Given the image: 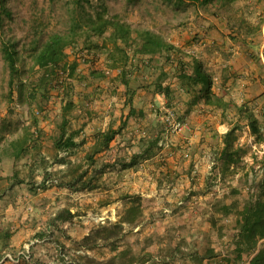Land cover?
<instances>
[{
	"label": "rangeland",
	"instance_id": "rangeland-1",
	"mask_svg": "<svg viewBox=\"0 0 264 264\" xmlns=\"http://www.w3.org/2000/svg\"><path fill=\"white\" fill-rule=\"evenodd\" d=\"M136 2L142 6V13L149 25L165 37L175 27L193 22L192 25L198 29L193 35L194 40L207 42L210 39L211 19H219L225 36L229 37L227 31L232 27L241 28L251 35L254 57L258 56V49L264 42V0H218L209 5H200L192 0H0V6L3 4L11 13L10 17L2 15L0 7V26L4 31L2 34L0 30V43L2 37L18 41L20 77L26 79L27 93L31 92L34 96L26 93L24 102L19 101L18 88L8 84L9 71L0 51V149L25 137L32 143L36 141L38 129L42 128L38 127L40 123L32 124L33 118L49 119L52 114L50 108L35 105L48 106L51 102L50 105L60 110L62 103L66 106L71 102L66 112L69 117L74 115V96L78 97L75 88L82 87L85 82L83 76L86 71L90 72L87 68L98 67L90 59L82 62L79 53L85 49L99 53L100 47L96 45L102 37L81 33L83 28L77 29L75 45L69 44L65 49L64 68L61 67L53 79L49 75L44 85L38 81L42 74L40 68H31L32 48L41 46L52 34H70L75 25H83L89 14L100 10L101 4L107 7L109 17L121 19L116 13L123 17L125 13H135ZM165 15L170 20L168 29H162L160 24V21L167 19ZM75 61V76L71 78L68 73ZM32 105L34 108H31ZM227 114L234 117L231 111ZM176 119L184 122L178 115ZM74 125H67L68 131H72ZM132 126L134 130L138 128V123L129 124L128 128ZM164 126L162 120L153 122L151 127L150 124L144 125L140 139L131 137L123 140L120 135L116 136L109 148L102 151L103 154L94 155L95 162L91 165L85 161V155L92 150L95 138L90 141L86 137L76 136L75 140L83 139L84 144L68 152L56 151L52 144L50 146L51 140L43 150L29 148L27 157L22 159L24 162L19 160L17 163L23 171L20 176L15 175V181H18L16 194L27 197L24 211L29 217L39 219L36 223L41 228L38 233L40 237L17 247L0 246V264L4 261L7 264H33L32 260H38L41 264L43 260L52 264H84L85 257L100 264H114L110 262L111 256L118 255L122 249H130L127 257H137V261L126 264H197V257L206 254L208 249L214 251V256L203 260V264H246L251 255L243 254L239 260L235 258L233 227L237 212L249 196L248 188L253 180L256 183L264 174V143L255 142V137L246 135L244 127L240 125L236 134L243 164H239L233 172H227L225 178L221 179L218 161L215 169H198L194 165L191 147L186 142L189 129L181 134L167 131ZM31 142L29 145H32ZM148 145H152L153 155L147 158L149 160L137 158L133 168L141 169L145 165L141 173H146L149 179L140 176L138 185L130 187L127 169L121 176L125 184L118 186V180L114 182L115 166L127 165L134 155L141 154ZM156 154L158 156L153 157ZM212 156L216 157L215 152ZM68 162L81 163L89 170L86 179L92 171H101L94 178L97 187L83 191L64 187L70 168ZM25 163H28L27 172L22 166ZM159 166L168 169L156 173L158 177H151L148 171ZM185 168L189 170L187 175ZM103 177L111 179L105 181ZM158 181L160 185L153 186ZM170 199L176 200L172 202ZM223 205L230 208L229 211L225 210L226 214L221 211ZM130 207L136 208V220L133 223L121 222L128 216H134V213H127ZM61 209H69L75 216L68 222L56 220L52 223ZM114 224L122 227L117 240L99 241L92 248L82 242L83 237L99 226L109 228ZM39 241L44 246L43 250L31 258L40 249L38 246L33 250L32 243ZM262 242L259 241L258 245ZM114 245L117 247L115 250L112 249ZM138 256L144 258L139 262ZM118 260V264L124 263L123 259Z\"/></svg>",
	"mask_w": 264,
	"mask_h": 264
},
{
	"label": "crops",
	"instance_id": "crops-1",
	"mask_svg": "<svg viewBox=\"0 0 264 264\" xmlns=\"http://www.w3.org/2000/svg\"><path fill=\"white\" fill-rule=\"evenodd\" d=\"M137 3L134 7L135 13H125L124 17L118 13L116 15L133 28L150 29L160 34L180 52L169 51L151 56L134 53V48L128 47L125 50L126 55L121 56L109 39L110 31H107L97 43L100 47V60L96 64L98 67L87 68L90 72L86 71V75L83 76L85 82L82 87L75 88L78 97L74 96V115L69 117L65 111L67 125L74 123L75 127L72 131H78L80 137L92 141L97 133L117 129L123 124L124 127L116 135L117 137L120 135L123 140L131 137L140 139L139 134L144 133L143 126L150 124L151 127L153 122H159L163 107H167L173 109L176 115L188 124L189 137L186 142L191 147L194 165L198 169L205 167L215 169L218 167L217 160L212 155L222 149L223 136L233 125L238 123L244 127L246 135L251 136V134L247 121L234 107L222 113L221 109L206 104L202 98V84H196L192 79L194 65L196 62L201 63L204 70L211 75V90L214 94L223 95L225 102L246 105L261 123L264 122V50L262 51L264 42L258 49V56L254 57L251 35L241 28L232 27L227 31L229 37L225 36L226 32L219 19H211L210 39L207 42L194 40L193 35L198 29L192 25L193 22L175 27L170 30V35L165 37L162 32L149 25L144 17L145 14L142 13V6ZM165 17L166 20L160 21L162 29H168L170 23L168 16ZM117 45L122 47L119 42ZM159 87H166L169 94L159 91ZM50 103L48 106L35 105L50 108V115L52 114L49 119L37 117L36 121L40 123L38 127L42 128L38 129L39 133L35 136L37 151H40V148L43 150L45 144L49 145L50 140L51 146L52 137L57 131L55 121L64 112V103L60 106V110ZM31 108L34 106L32 105ZM131 108L133 113L129 115ZM228 111H231L234 117H229ZM68 117L71 119L69 120ZM132 123H138V128L133 130L134 126H132L129 129L128 126ZM239 142L238 138L237 144ZM14 154L12 146L0 149V246L3 247H17L27 241L31 243L41 230L39 223H36L39 219L29 217L24 211L27 197L16 194L18 181H15V175L20 176L23 171L17 163L19 160L24 162L22 159L27 155L18 158ZM156 156L158 154L153 157ZM27 165L28 163L22 165L25 172ZM144 168L145 165L141 169ZM141 169L116 165L114 182L118 180V186H123L125 182L121 176L127 170L131 180L130 187H134L138 185L140 176L149 179L146 173H141ZM165 169L168 168L159 166L154 167L152 169L154 171L148 172L151 177H158V174ZM184 171L186 175L189 173L186 168ZM103 179L110 181L111 178L103 177ZM21 180L24 181L23 178ZM159 185V181L153 184L157 187ZM169 195L173 198L171 194ZM170 200L175 202L174 199ZM40 241L32 243L33 250L38 246L40 248L37 249L39 252L33 253L34 257L43 250L44 246ZM43 255L46 258L45 254ZM42 262V264H52L48 260Z\"/></svg>",
	"mask_w": 264,
	"mask_h": 264
},
{
	"label": "trees",
	"instance_id": "trees-1",
	"mask_svg": "<svg viewBox=\"0 0 264 264\" xmlns=\"http://www.w3.org/2000/svg\"><path fill=\"white\" fill-rule=\"evenodd\" d=\"M170 1V0H166ZM199 3L200 5H209L218 0H192ZM1 14L7 17L11 16L10 11L1 4ZM83 28L81 33H88L93 36L102 37L107 31H110V41L113 45L116 46L117 53L121 56L126 55L125 50L128 47H132L134 53L146 54V55H159L163 52L175 51L180 52L178 48L174 45L168 43L160 34L145 28H133L130 24L121 21L117 17H109L107 15V7L101 4V9L96 10L93 14H89L81 23L75 25L73 30L68 35L63 34H52L48 37L46 42L41 46H35L32 48V53L30 55L32 66L31 68H40L42 74L39 78V84H46L47 80L50 78L53 79L57 72L61 70V67L64 68V59H65V49L70 45H75V38L77 34V29ZM0 30L3 34V27L0 26ZM3 36V35H2ZM120 43L121 46H118L117 43ZM18 41L16 40H5L3 37L0 43V51L4 63L9 71V86L18 88V99L21 103L24 102L26 98V79L20 77V55L18 50ZM96 47H98L96 45ZM88 54L94 56L98 55V58L90 59V62L97 64L100 60V54L93 51L92 49H85ZM264 56V53H263ZM193 59V58H192ZM77 62H73L69 69L70 77L75 76ZM69 66V65H68ZM194 76L192 77L193 81L196 84H202V98L206 104H211L218 109L222 110V113L226 109L235 108L238 114L247 121L250 134L255 137L256 142L264 143V128L263 125L258 121L257 117L246 105H237L233 102H225L223 100V95H216L212 92V77L206 72L201 63L196 62L194 65ZM159 91L168 93L166 87L158 89ZM28 95L33 96V93L29 92ZM34 97V96H33ZM66 104L63 108L64 112L59 116V121L56 120V134L52 137V146L56 151H65L68 152L72 149H75L82 144L84 140L76 141L75 137L79 135L78 131H68L67 128V119L65 117V111L69 110L71 102ZM40 105V104H39ZM41 106V105H40ZM133 113L131 108L129 115ZM33 125H37V121L33 118ZM123 124L117 129H108L104 132L97 133L94 138L95 141L92 145V150L87 152L85 155V161L88 165L93 164L94 155L105 151L109 148L110 142L120 133L123 128ZM240 124L236 123L231 127L223 136V147L220 151H215L216 160L220 164L219 175L221 179H224L227 175V172H233L239 164H243L241 147L237 144L238 136L236 131L240 128ZM0 137V141H1ZM25 137L18 142L11 143L12 150L15 151L16 157H24L26 152L29 151V148L36 149V141H27ZM155 140H158L155 138ZM31 142L32 145H29ZM14 145V146H13ZM29 145V146H28ZM154 151L152 150V145H148L139 155H134L132 160L127 164L123 165L124 167H131L135 165L137 158L147 159L153 155ZM256 158V156H254ZM63 162V161H62ZM70 168L66 175L67 181L64 182V187L72 190H86L94 189L97 185L94 183V178L101 171L94 170L90 177L87 178L89 170L85 169L81 163L71 164L69 163ZM264 167V165H263ZM235 171V170H234ZM255 172V171H254ZM255 184V185H253ZM253 186L251 185L249 190V196L245 203L242 206V209L237 212V219L235 220V253L236 259H241L243 254L251 255L246 264H264V174L260 179L255 183L253 180ZM254 189V190H253ZM216 206V205H215ZM224 206V207H223ZM221 208L225 214V210L229 211L230 208H227L226 205H223ZM235 208L236 206L233 205ZM138 212V211H137ZM127 213H134L132 217H126V219L121 222H130L133 223L137 217H135L136 208L130 207L127 210ZM74 213H71L69 209H61L56 213L52 219V223L56 220L60 222H68L74 217ZM121 225L114 224L107 228L106 226H99L94 232L83 237L82 242L91 248L96 245L97 242H107L110 239L117 240L121 233ZM37 237H40L38 234ZM263 240L261 245H258L259 241ZM117 247L114 245L112 249L115 250ZM130 249H122L118 251V255L111 256L110 262L118 264L120 262L118 259H123L124 263L132 262V260L137 261V257L130 254ZM213 250L208 249L207 253L203 256L197 257V264H201L202 260L205 258L213 257ZM34 257L33 255L30 256ZM116 257H118L116 259ZM86 261L84 264H100L98 261H94L89 257H85ZM139 262L144 258L143 256H138ZM33 264H41L38 260H32ZM4 261L3 263H5ZM2 264V263H1Z\"/></svg>",
	"mask_w": 264,
	"mask_h": 264
},
{
	"label": "built area",
	"instance_id": "built-area-1",
	"mask_svg": "<svg viewBox=\"0 0 264 264\" xmlns=\"http://www.w3.org/2000/svg\"><path fill=\"white\" fill-rule=\"evenodd\" d=\"M79 56L81 57L82 62H86L89 59L98 58V55L94 56L91 53L88 54L86 50H83L82 52H80ZM161 120L164 123L165 125L164 127L167 131L170 130V131H174L176 133L182 134L188 129L185 122H180L176 119L175 112L170 108L163 107L162 114H161ZM6 256L9 257L11 260H13L10 255H6ZM13 261H17V260H13Z\"/></svg>",
	"mask_w": 264,
	"mask_h": 264
}]
</instances>
